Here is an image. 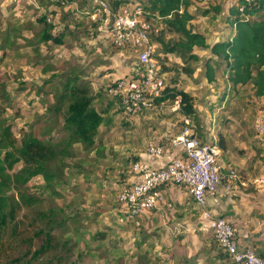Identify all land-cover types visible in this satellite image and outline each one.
<instances>
[{
    "label": "rangeland",
    "instance_id": "374dc122",
    "mask_svg": "<svg viewBox=\"0 0 264 264\" xmlns=\"http://www.w3.org/2000/svg\"><path fill=\"white\" fill-rule=\"evenodd\" d=\"M228 1L194 3L191 11L219 5L222 12L215 19L212 12L198 14L190 30L202 34L208 44L231 36L224 18ZM93 2L75 0L61 6L54 0H0V126L9 125L17 142L27 132L50 144L64 139L54 93L74 76L89 87L91 104L103 116L91 147L74 144L71 156L51 165L58 195L46 190L40 177L28 182L25 192L38 202L21 206L2 229L0 264H232L212 236L199 230L198 209L181 187L170 185L165 203L145 214L138 226L119 220L116 196L132 176L131 165L148 143L166 145L187 125L178 101L166 100L125 118L118 111L106 89L114 79L133 74L135 59L98 33L86 15ZM42 18L54 26L52 36L63 34L61 45L39 42ZM170 38L178 36L164 35ZM193 53L198 61L184 63L172 54L162 55L155 46L165 83L175 82L177 90L192 98L195 119L188 120L190 131L198 132L202 142L217 144L221 136L226 148L224 154L220 151L221 161L226 171H236L231 184L241 178L251 185L261 169L254 122L264 114V104L250 85L231 88L220 59H213L214 81L208 82V51L194 48ZM184 68L193 73L185 74ZM20 167L18 163L13 170ZM50 238L55 244L48 246ZM219 253L224 259L216 257Z\"/></svg>",
    "mask_w": 264,
    "mask_h": 264
},
{
    "label": "trees",
    "instance_id": "16d2710c",
    "mask_svg": "<svg viewBox=\"0 0 264 264\" xmlns=\"http://www.w3.org/2000/svg\"><path fill=\"white\" fill-rule=\"evenodd\" d=\"M54 1L62 6L67 3L72 4L75 0ZM197 1L108 0L114 9L126 3H136L141 6L145 17L155 31L150 35V40L160 46L162 55L172 54L184 63H188L198 61V57L193 53L194 48L208 51L205 59L208 82L214 81V69L211 65L213 59H220L224 62V74L231 88L250 85L254 96L264 104V0H237L236 6H227V16L224 18L233 32L227 39L211 44L207 43L202 34L192 32L190 23L198 14L207 16L212 12L210 17L215 19L222 12V7L218 5L210 10L191 11L193 4ZM250 17L256 19L249 20ZM46 21L45 18L41 19L43 28L39 34V42L51 41L61 45L64 39L63 34L52 36L54 26ZM165 34L176 35L178 39L165 40ZM162 68L165 69L163 65ZM184 73L191 75L193 70L184 68ZM174 85H176L175 82L172 85L166 84L162 97L155 103L161 104L166 100L178 101L179 110L183 116L194 121L195 111L191 96L185 91L177 90ZM54 94L55 112L61 113L62 116V129L66 134L64 139L50 144L38 139L32 132H27L17 142L9 125L0 126V233L13 220L21 206L31 207L38 202L37 197L25 192L26 185L32 178L40 177L46 190L58 195L53 189L56 174L51 169V165L59 158L71 156V148L74 144H80L86 148L94 144V137L103 116L91 104L89 87L79 83L78 77L74 76L66 79ZM113 102L115 104L114 100ZM192 135L199 136L195 131ZM217 145L222 151L226 149L221 136L218 138ZM262 162L261 155V165ZM18 163L21 167L14 171V166ZM2 240L3 235L0 234V243ZM47 244L49 246L55 243L50 238ZM216 257L224 259L220 253ZM225 257L228 256L225 254ZM228 260L236 264L231 259Z\"/></svg>",
    "mask_w": 264,
    "mask_h": 264
},
{
    "label": "built area",
    "instance_id": "2783aa9c",
    "mask_svg": "<svg viewBox=\"0 0 264 264\" xmlns=\"http://www.w3.org/2000/svg\"><path fill=\"white\" fill-rule=\"evenodd\" d=\"M236 1L229 0L227 6H236ZM86 15L111 47L134 55L133 74L128 78L114 79L106 89L118 111L128 117L154 108L166 87L165 74L155 60V46L158 44L150 40L155 31L141 6L126 3L114 9L108 0H94L93 9ZM183 122L187 126L169 140L168 146L157 142L146 145L145 157L157 162V167L146 160L131 165L133 181L123 186L116 196L119 220L138 226L145 214L165 203L162 188L178 186L186 190L199 211V230L208 232L232 262L264 264V259L252 248L240 247L236 229L230 223L208 209V199L217 204V185L223 176L220 149L214 142H202L193 136L188 119L184 117ZM254 131L260 139L263 162L253 183L264 186V114L255 119ZM226 178L229 190L236 178L235 172L229 169Z\"/></svg>",
    "mask_w": 264,
    "mask_h": 264
},
{
    "label": "crops",
    "instance_id": "0c3cea01",
    "mask_svg": "<svg viewBox=\"0 0 264 264\" xmlns=\"http://www.w3.org/2000/svg\"><path fill=\"white\" fill-rule=\"evenodd\" d=\"M162 144L161 142H157ZM167 146V144H162ZM226 150V149H225ZM221 151L224 154L226 151ZM140 160H146L150 165L157 167V162L147 159L145 154L139 155ZM223 174L221 182L217 185L216 199L217 204L213 200L208 199V209L222 217L236 229V237L240 247H250L260 257H264V190L259 187L247 185L244 180H236L230 185L229 190L226 188L228 181L224 163L221 161ZM241 177V176H240ZM133 181V177L128 180L127 184ZM126 184V185H127ZM171 187L162 188L164 199L171 192ZM186 192V190H185ZM161 208V207H160Z\"/></svg>",
    "mask_w": 264,
    "mask_h": 264
},
{
    "label": "clouds",
    "instance_id": "9594fccd",
    "mask_svg": "<svg viewBox=\"0 0 264 264\" xmlns=\"http://www.w3.org/2000/svg\"><path fill=\"white\" fill-rule=\"evenodd\" d=\"M260 257V256H259ZM262 258V257H261ZM264 259V258H263Z\"/></svg>",
    "mask_w": 264,
    "mask_h": 264
}]
</instances>
